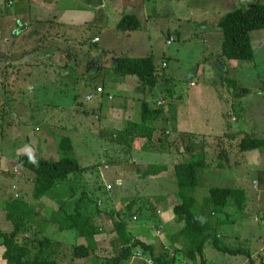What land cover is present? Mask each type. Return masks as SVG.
Wrapping results in <instances>:
<instances>
[{"label": "rangeland", "instance_id": "obj_1", "mask_svg": "<svg viewBox=\"0 0 264 264\" xmlns=\"http://www.w3.org/2000/svg\"><path fill=\"white\" fill-rule=\"evenodd\" d=\"M255 1L264 3V0H126L124 13L137 14L142 24L140 31L124 34L117 33L116 30H103L99 32L101 42L86 43L83 47L82 44L79 46L76 38L62 42L60 46L57 43L40 42L39 36L33 37V34H29L30 30L18 31L22 29L20 21H12L8 16L0 19V162L4 163V167L1 164L0 171L6 175V171L14 168L13 171H16V178L21 181V185L14 182L17 189L13 186V194L17 196L24 192L27 194L26 198L30 199L31 185L33 187L29 178L30 172L12 163L14 153H20L22 149L31 154L60 157L63 151L56 146L62 135H70L74 144L72 154L86 169L72 174L62 186L67 185L64 190L68 195L73 193L71 201L82 197L86 191L94 202L98 201L100 208V213H93L94 224L101 226V232L98 233L101 237L93 243L94 252L85 257H76L75 245L86 243V239H79L74 229L61 230L62 223L54 221L45 226L40 239L35 241L33 238V242L28 239L31 242L29 247L33 259H55L59 264H99L104 261V257L115 256L119 246L115 223L120 221L121 217L113 212L124 211L128 203L133 201V211L141 206L143 211L141 214L134 212L135 215L126 217L122 215V219L126 221L128 231L134 238L152 244L153 253L163 261L175 257L174 264H201L199 255L196 261H190L175 251L184 247V237L178 234L182 225L175 220L176 214L173 211L174 206L180 202L181 188L177 189V184H165L167 179H162V176L172 177L174 165L186 155V145L189 141H194L206 151L208 165L202 170L199 185L187 191L188 194L196 197L200 204L198 210L205 207L208 212L212 207L204 204V201L209 196L210 184L246 189L247 195L250 196L249 212L243 216L238 215L237 211L232 209L234 206L231 201L223 211H211L210 219L214 223L217 218L226 217L228 212H233L240 219L221 225L220 238L233 246L253 245L255 264H264V218L257 208L264 202V175L261 176L264 171V156L259 154L260 158L255 159L250 156L251 152L242 150L243 136L240 134L247 128V132L252 136L264 138V28L252 32L255 58L249 61L228 60L221 55L223 35L221 27L217 26L220 17L229 10L240 6L247 7ZM16 3L17 0H10L7 4H1L0 13L3 12L4 16L14 15ZM23 4H29V0ZM73 7L67 5L64 9L69 10L72 17L76 12ZM144 7L147 8L142 9ZM6 8H9L10 12L6 11ZM91 12H84L85 17ZM110 13L115 17L114 9H110ZM99 17L102 22L103 15ZM35 20L33 17L32 22ZM11 23L12 26H7ZM29 24L31 28V22ZM40 28L39 26L37 29ZM60 28L70 29L74 33L82 32V36L86 35L85 31L88 32L87 36L91 37L98 33V29H87L82 22ZM53 34L49 33L50 39ZM171 36L174 40L168 43ZM57 47H60L59 50L56 49L52 55H47L44 51ZM64 47L70 48L73 53L68 56V67L64 66L67 64L64 59L66 56L61 54L65 51ZM108 48L115 49V53L130 56L152 54L160 73L161 82L154 90L147 86L142 87L135 75L127 76L125 81L128 84L120 83L119 86H124L119 88L113 79L106 78L110 84L108 91L112 93L110 99L113 103H122L126 109L132 111L130 120L141 119L142 99L146 98L153 108L163 104L161 106L169 114L170 103L176 107L181 105L182 108L189 105L191 115L195 110V113L203 114L202 117L210 111H217L214 118L204 117L211 120L209 125L207 121L200 120L204 124L201 125L191 119L188 110L184 112L181 109L182 116L178 114V126L181 131L196 133L201 127L221 130L206 136L192 134L193 137L188 139L187 135L183 137L173 131L164 130L161 127L164 117L162 114L156 121L157 126H161L153 135L150 151L139 147L142 139L132 147L111 141L112 133L127 125L129 120L127 118L123 125L122 122L110 118L104 111L109 107V102H105L104 109H101L104 113L90 110L91 106H95V102L93 99H85L88 88L84 84L85 81H92L102 85V74L97 73L98 67L88 68L89 64L86 66L82 63L86 60V63L89 62L87 57L97 58L98 63L103 65L104 75L111 76L114 73L115 57L111 53H104ZM52 62L57 66H45L46 63L52 65ZM79 62L81 64H78ZM164 62L166 66H162ZM83 70L89 71L90 74H85ZM231 79L238 85L250 88L251 92L245 96H236L233 92L234 84L228 83ZM194 84L207 86V91L202 86V93L197 95L201 86L194 88ZM105 91L104 89L102 93ZM76 94L79 95L77 100L74 98ZM128 100L129 107L124 103ZM80 101L87 107H82ZM83 109L90 112H82ZM113 114L116 113L110 112V115ZM118 115H121V112ZM175 122L177 123L176 120ZM165 125L172 128L171 122ZM243 153H246V156ZM262 153L264 154V151ZM220 162L224 166H221ZM162 163L167 164L169 169L156 175L146 173V170H152L148 167L150 164L159 166ZM257 163H261L259 169L251 168ZM255 173L257 175L254 177ZM11 179L12 176L6 175L1 178L0 183H9ZM33 199L32 197L31 200ZM41 200L54 210L59 207L56 198L46 196ZM73 208L72 203L68 209L72 211ZM5 217L0 210V228L10 231L14 223L7 221ZM42 221L43 218L38 219V222ZM48 236L51 238L50 242ZM245 238H250L251 241H242ZM4 248L0 237V257ZM204 253L208 264L249 263L247 256L224 253L210 243ZM145 261L154 263L151 251L140 245L135 246L129 264H142Z\"/></svg>", "mask_w": 264, "mask_h": 264}, {"label": "trees", "instance_id": "obj_2", "mask_svg": "<svg viewBox=\"0 0 264 264\" xmlns=\"http://www.w3.org/2000/svg\"><path fill=\"white\" fill-rule=\"evenodd\" d=\"M42 22L43 26L41 30H49L52 31V33L54 31L53 29L57 28L61 31L62 29L60 27L64 26L57 23L51 25L52 22ZM217 26L221 27L222 30L223 36L221 41V55L224 56L225 59L253 61L255 58V52L254 44L252 42V32L254 30L264 28V3L255 1L247 7L240 6L229 10L220 17ZM141 27L142 24L138 16L134 13L126 12L119 19L116 26V31L117 33L130 32L129 34H131L133 32L140 31ZM21 28L22 29H20V31L25 30L27 28V23H22ZM91 28L95 27H87V29ZM60 31H55V35L61 34ZM99 32L100 31H98L97 34H99ZM85 34V36H87L88 32L85 31ZM94 35L96 34L94 33ZM49 37V35L42 37L39 36L38 40L40 42H49L54 44L57 43L59 46L61 45L62 42L60 43L58 41H54V39L50 41ZM91 39V36H87L85 38V43H99L96 38L94 39V42H91ZM169 40L172 42L174 37L171 36L168 41ZM59 48L60 47L49 48L44 51L45 53H50L59 50ZM70 50V48L66 47V52H61L62 55L64 54V56H66L65 58H61L66 59L67 67L70 64L68 61V56L73 54ZM114 51L115 49L113 48L104 50V53H111L115 57V61L113 62L114 73H112V75L109 77L104 75L103 65H101L102 67H99V60L97 58L87 57L89 60L88 63H86L87 60L84 62L82 61V63L86 66L89 64L90 67H99L100 70H98L97 73L100 72V74H102L100 75V77H102L100 82L102 85L100 86L103 88V90H106L104 93H102L103 91L100 93L97 91V88L100 87L98 85L99 83L85 81L84 85L88 88L85 99L87 101L93 99L95 102V106H91L90 109L92 112L102 111L101 104L103 100H110V95L112 93L108 91L110 84L108 81H106V78L113 79L114 83H117L119 86L120 83H127L125 81L127 76L135 75L139 78L142 87L146 88L147 86L153 90L156 87L158 88L159 82H161L160 73L157 71L156 63L152 54L145 56H130L126 54H118ZM80 62L78 64H81ZM74 65H76V63ZM85 74L90 73L89 71H86ZM230 82L234 84L233 92L236 94V96H245L251 92L250 88L243 85H238V83H236L233 79L229 80L228 83ZM123 86L124 85H122V87ZM139 88L145 92L144 89L141 87ZM170 93L172 94V91ZM88 95L92 96L88 99ZM74 98L77 100L79 95L76 94ZM80 102L82 107H87L84 105V102ZM161 105L163 106V104H160L153 108L150 105V102L146 98H143L141 104V119L136 121L130 120V118H128L130 122L128 121L127 125L112 133L113 135L110 136V140L114 143L132 147L142 139L143 142L139 147L143 150L150 151L153 144V135L155 131L161 126H157L156 121L158 118L160 119L162 117V114L165 117L162 118L163 121L161 126L164 130L173 131L175 134L183 135V137L187 135L188 139L193 137L192 134H194V136L199 134L181 131L180 127L178 126V108L173 103H170L168 109L170 114L166 112L167 117L165 116V108H163ZM90 110L83 109L82 112L89 113ZM173 111L175 114H173ZM170 122L172 124L171 129L165 125ZM247 131L248 130H243L240 133L243 136L241 139L242 150H263L264 138L252 136V134ZM57 134L61 135V133ZM202 134L203 136H206L205 133ZM198 145L199 143L197 142L189 141L185 147L186 155H184L181 161H178L174 165V174L172 177L162 176V179H167L165 184L171 183L172 186L177 184V189L178 187L181 188L179 190V195L181 197L180 202L174 206L173 211L176 214L175 220L182 225L178 234L184 237V247L181 249H175V251L180 252L190 261H196L199 255L201 264H208L204 252L206 246L210 243L211 246L224 253L231 255H245L249 259L248 264H255L256 259L253 257V245H229V243L223 242L222 238L219 236L221 225L228 221L237 222L240 218L236 217L233 212H228L226 217H219L214 223H212L210 219L211 211L212 213H218L220 210L223 211L224 208L228 206L227 204L231 201L233 204L232 206H234L232 209L234 211L236 210L238 215L243 216L249 212L248 202H250V196L247 195V190L244 188H236L234 186H218L210 184L209 196L206 198V201H204V204H209L210 207H212L211 210L207 209L209 213L205 210V207L198 210L200 208V204L198 203L196 197H193L192 194L190 195L187 192L199 185L202 170H204L208 165L206 162V151H204L202 146L199 147ZM19 146L24 148L21 145ZM56 147L61 152L63 151V154H61L60 157L55 156L56 158L46 157L41 154H31L25 150L22 151V149L20 153H14V161L12 163H16L25 171L30 172L29 178L31 177L33 182L31 192L32 197L34 198L33 200H31V198L27 199V194L24 192L20 195L18 194L17 196L13 194V186L15 190L17 189L14 182H17L19 185H21V181H18L16 178V171H13L14 168H10L8 171H6L7 174L5 173L8 176H12L11 181L9 183L5 182L4 184L0 183V210L2 212L5 211V214L3 212V216L6 215L5 219L7 218V221L9 220L10 222L12 221V224L14 223L13 229L10 231L6 230L7 228H0V237L2 238V244L5 247L2 254V259L6 264H59L55 259L44 261H40L36 258L33 259V257L30 255L31 248L29 247V243L33 242V238L35 241L40 239L42 231L45 230V226H47L48 223L54 221L55 223H62L60 227L61 230L65 231L67 229H74L77 232L79 239L82 237L86 239V243L82 242L75 245L74 253L76 257H85L95 251V245L93 244L96 240L95 236L101 232V226L94 224L93 221V213H100L98 201L94 202L92 197L88 195L86 191L82 197L71 201L74 196L73 193L70 192L68 195L67 191L64 190L67 185L62 186L63 184H66L65 182L69 180L72 174L82 172L86 168L82 166L79 160L72 154L74 153V144L70 135H62ZM1 164H3L4 167V163L0 162V166ZM219 164L224 166L222 162ZM148 167L152 168V170H146L148 175L160 174L169 169L168 165L164 163L160 164L159 166L156 164H150ZM2 172L0 171V182L2 176L4 175ZM7 190H9V192H7ZM10 192L11 194H9ZM46 196L57 199L59 202L58 209L54 210L53 208L46 206L45 202L42 200L40 201V199ZM132 202L133 201L128 203L124 211L122 210L113 212L114 214L116 213L117 216L121 217V220L115 223L117 239L119 242V246H117L118 252L113 257H104V261L101 260L102 262L99 264H129L134 255V247L137 245H140L145 250L151 251V255L154 260L153 264H174L173 259H175V257L171 258L169 261H163L158 255L156 256L153 253L154 246L152 244H147L140 239L134 238L128 231L127 223L124 219H122V215L126 217L130 216L131 214L135 215L133 214L134 212L141 214V211H143L142 206L133 211ZM72 203L74 204V208L72 211H69L68 208ZM45 215H48L50 218ZM39 218H43V221L38 222ZM48 238V241L50 242L51 238L49 236ZM28 239H30L31 242H29ZM92 240H94L92 243L88 242ZM243 240L251 241L250 238L242 239V241ZM142 264L150 263L145 261Z\"/></svg>", "mask_w": 264, "mask_h": 264}, {"label": "crops", "instance_id": "obj_3", "mask_svg": "<svg viewBox=\"0 0 264 264\" xmlns=\"http://www.w3.org/2000/svg\"><path fill=\"white\" fill-rule=\"evenodd\" d=\"M9 1L10 0H0V5L1 4H7ZM24 1H26V0H17V3L15 4V7H14V10H15L14 15H6V16H4L2 14L3 13L2 12V13H0V19L1 18H7V16H8V17H11L12 21L13 20L20 21L21 25H22V23L26 22L27 23V27H28L26 29L28 30V32L30 30L29 34H33V37L36 36V35L37 36H41V37L45 36V35L48 36L50 32L52 33V31H49V30L48 31H45V30L42 31L41 30L42 26H43V22L42 21L52 22L51 25H54V24L57 23V24H61V25H64V26H67V25L72 24V23L73 24H77V23H81L82 22L87 27H89V26L91 27L92 26V27H95L96 29H98L96 31H103V30H113V31H115V30H117L116 26H117V23H118L119 19L121 18V16L123 14H125L124 13V10H125L124 4L126 2V0H29V4L24 5L23 4ZM127 1L128 2H138L139 0H127ZM67 5L74 6L73 9L74 8L76 9L75 10L76 11L75 12V16L77 17V19H73V17H75V16L72 17L69 10H64ZM145 8H147V7H144L142 9H145ZM1 9H2V7H1ZM110 9L111 10L114 9L116 11L115 17H112V14L110 13ZM90 10L92 12L86 18L84 12L87 13ZM6 11L10 12L9 8H6ZM130 13H132V12H130ZM101 14L103 15L102 22L99 21V18H100L99 16ZM134 14H136V13H134ZM33 17H35L36 20L32 22ZM30 22H31V28H30V24H29ZM21 25H20V28H21ZM7 26H9V27L12 26V23L8 24ZM39 26L41 28L37 29V28H39ZM58 26H60V25H58ZM53 30H54L53 31L54 34L52 33L53 36L50 39V41H52V39H54V41H58V42L61 43V42L70 41L71 38H76L79 41V43H80L79 46H81V44H82V47H83V45L86 44L85 43L86 42L85 41L86 36L85 35L82 36V32L81 33L80 32H75L74 33V32H71L70 29H67V30L66 29H62L60 31L57 28H55ZM18 31H20V30H18ZM55 31H60L61 34L55 35L56 34ZM79 34H81L80 35L81 37H79ZM124 34H126V33H124ZM95 38H98V41L101 42L100 34H96V35L92 36L91 42H94ZM47 40H49V39H47ZM52 53H54V51L50 52V53H46V54L47 55H52ZM102 59L103 58H101V60ZM98 65L100 67L102 65L101 62ZM45 66L46 67H49V66L52 67V66H57V65H54L53 62H52V65L46 63ZM64 66H67V65L64 64ZM88 68H91V67L89 66ZM83 71L86 72L85 70H83ZM121 86L122 85H120L118 87H121ZM200 86L201 85H199V84H194L193 85L194 88L195 87H200ZM202 86H204L206 91H207V86H205V85H202ZM202 86L200 88H198V90L200 92L197 93V95L202 93V91H203V87ZM105 101L109 102V107L106 108L104 111L106 113H108V116L110 118H113V120H118V121L122 122L123 125L126 122V118H130L131 119V112L132 111L129 110L128 108L126 109V107H124L125 105H123L122 103H118V101H116V103H113L112 99H110L109 101L108 100H103L102 104H101V101H100L101 109H104ZM129 102H130L129 100L128 101H124V103L126 105H128V107H129ZM191 103H193V102H191ZM117 104L118 105L121 104L123 106L120 107ZM177 108H178V113L180 115H181V109H183L184 112H187L186 110H188L191 119L193 121H195V122L198 121L197 123H201V125H204V124H202L203 121L200 122V120L207 121L208 125L210 124L209 122H211L210 119H205L204 117L209 118V117L213 116V118H214V116L217 115V111L216 110H214L213 112L210 111L207 115H204V117H202L203 114L200 115V114L195 113V110L193 111V114L191 115L190 114L189 105L188 106L187 105L183 106V108L181 107V105H177ZM110 112L116 113V114H113V116H112V115H110ZM120 112H121V115H118ZM125 115H128V117L125 116ZM165 116L167 117V113L166 112H165ZM122 117H124V118L122 119ZM212 126H213V128H215L213 124H212ZM210 129L211 128H209V127H206V128L201 127L200 130L196 131V133L199 132L200 135H203L202 133H205L206 135L215 134L216 130H210ZM245 129L247 130V128H245ZM220 130H221V128L218 131H220ZM218 131H216V132H218ZM262 151H264V150L253 149V150L246 151V152H251L250 156L252 155V156H254L253 158L257 159V158H260L259 154H262L264 156ZM243 154L246 156V153H243ZM262 160H261V162L264 161V160L263 161ZM260 165H261V163L254 164V165H252L251 168L259 169ZM258 172L259 171H257V173ZM257 173H255L254 177L257 175ZM263 175H264V171L262 172L261 176L263 177ZM30 180H31V177H30ZM262 181L264 182V177L262 178ZM253 187H255L254 184H253ZM31 188H32V185H31ZM31 192H32V190H31ZM30 198H32V194H31ZM262 206H263V209H261ZM257 208H258L259 211L262 212V216L264 218V202L259 204L257 206ZM100 237H101L100 234H96L95 239H99ZM0 264H6L4 262V260L2 259V256L0 257Z\"/></svg>", "mask_w": 264, "mask_h": 264}, {"label": "built area", "instance_id": "obj_4", "mask_svg": "<svg viewBox=\"0 0 264 264\" xmlns=\"http://www.w3.org/2000/svg\"><path fill=\"white\" fill-rule=\"evenodd\" d=\"M96 40H98V38H96ZM172 40V39H171ZM171 40L168 41V43L171 42ZM163 66H166V62H164ZM97 91L101 92L103 91V88L100 86L97 88ZM92 95H88L87 98L89 99ZM110 97H112V95H110ZM148 262V261H147ZM149 263V262H148Z\"/></svg>", "mask_w": 264, "mask_h": 264}]
</instances>
